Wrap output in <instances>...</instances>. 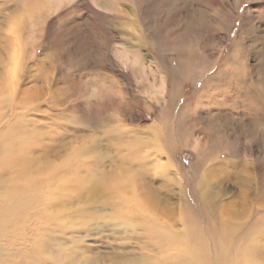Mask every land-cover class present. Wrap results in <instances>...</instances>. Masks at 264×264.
<instances>
[{"label":"rangeland","instance_id":"rangeland-1","mask_svg":"<svg viewBox=\"0 0 264 264\" xmlns=\"http://www.w3.org/2000/svg\"><path fill=\"white\" fill-rule=\"evenodd\" d=\"M0 264H264V0H0Z\"/></svg>","mask_w":264,"mask_h":264},{"label":"bare ground","instance_id":"bare-ground-1","mask_svg":"<svg viewBox=\"0 0 264 264\" xmlns=\"http://www.w3.org/2000/svg\"><path fill=\"white\" fill-rule=\"evenodd\" d=\"M136 193V191H135ZM148 201H151V198L148 197ZM212 208V206H211ZM218 230L216 231H212L214 234V237L217 235L218 238H219V244L220 246H223L224 247V250L222 249H219L220 252H221V255L223 257H225L226 259H228V262L229 263H234V260H230V251L229 248L233 246V243L232 242H228L229 238L233 235V229L230 227V226H227V225H223L220 229V226L217 227ZM228 242V243H227ZM191 253V250L189 251ZM198 254V253H196ZM199 255L203 256L202 253H200Z\"/></svg>","mask_w":264,"mask_h":264}]
</instances>
